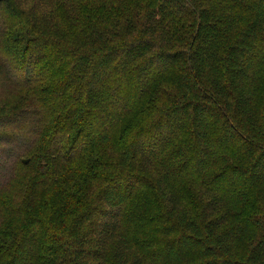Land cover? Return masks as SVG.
Masks as SVG:
<instances>
[{
	"label": "trees",
	"instance_id": "1",
	"mask_svg": "<svg viewBox=\"0 0 264 264\" xmlns=\"http://www.w3.org/2000/svg\"><path fill=\"white\" fill-rule=\"evenodd\" d=\"M0 264H264V0H0Z\"/></svg>",
	"mask_w": 264,
	"mask_h": 264
},
{
	"label": "rangeland",
	"instance_id": "2",
	"mask_svg": "<svg viewBox=\"0 0 264 264\" xmlns=\"http://www.w3.org/2000/svg\"><path fill=\"white\" fill-rule=\"evenodd\" d=\"M10 6L8 7V9L10 10ZM13 10L17 9L15 6H13L12 8ZM8 10V11H9ZM13 10H10L8 13L5 14V21H8V19L11 17L10 14H12ZM65 25V22L62 18H60V26L61 28ZM8 31V29H7ZM12 31V30H11ZM10 34H12V32H9ZM17 94H21V92H17ZM3 97L5 98H9L10 96L7 94H4ZM150 198H148L147 203H149ZM140 205H142L140 203ZM137 209V206L135 207H131L128 210V214H127V223L124 224V226H126L128 223H131L132 221V217H133V213L135 212V210ZM140 213L142 214V208L140 209ZM133 234V238L138 240V241H144L145 239H150L151 241L155 240V239H159V235L156 233L155 228L152 226L150 219H143L140 222H136L135 225H133L131 232Z\"/></svg>",
	"mask_w": 264,
	"mask_h": 264
},
{
	"label": "water",
	"instance_id": "3",
	"mask_svg": "<svg viewBox=\"0 0 264 264\" xmlns=\"http://www.w3.org/2000/svg\"><path fill=\"white\" fill-rule=\"evenodd\" d=\"M27 162V160H23V163H26Z\"/></svg>",
	"mask_w": 264,
	"mask_h": 264
}]
</instances>
